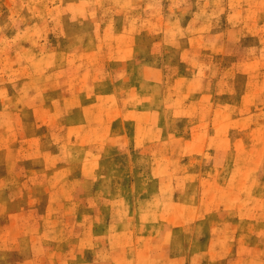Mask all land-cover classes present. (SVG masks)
Masks as SVG:
<instances>
[{
	"label": "rangeland",
	"instance_id": "obj_1",
	"mask_svg": "<svg viewBox=\"0 0 264 264\" xmlns=\"http://www.w3.org/2000/svg\"><path fill=\"white\" fill-rule=\"evenodd\" d=\"M0 264H264V0H0Z\"/></svg>",
	"mask_w": 264,
	"mask_h": 264
}]
</instances>
